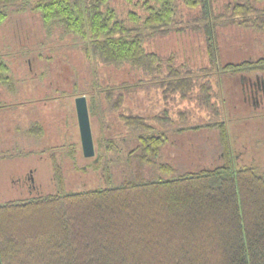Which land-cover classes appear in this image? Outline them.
Returning a JSON list of instances; mask_svg holds the SVG:
<instances>
[{
  "label": "trees",
  "instance_id": "trees-1",
  "mask_svg": "<svg viewBox=\"0 0 264 264\" xmlns=\"http://www.w3.org/2000/svg\"><path fill=\"white\" fill-rule=\"evenodd\" d=\"M21 15L49 36L83 40L95 76L97 65H129L147 79H109L96 90L119 112L118 132L115 117L116 133L103 120L100 146L108 167L126 163L123 181L71 186L53 154L51 192L0 201V264H264V167L234 163L215 89L223 91L224 72L264 71V0H0V27ZM161 36L189 37L191 55L178 62L175 49L163 54ZM0 79L13 82L1 54ZM144 85L158 87L166 104L179 94L211 112L224 162L176 173L163 153L185 128L167 124L175 121L168 105L151 115L120 112L126 92ZM72 91L86 94L77 82Z\"/></svg>",
  "mask_w": 264,
  "mask_h": 264
},
{
  "label": "rangeland",
  "instance_id": "rangeland-1",
  "mask_svg": "<svg viewBox=\"0 0 264 264\" xmlns=\"http://www.w3.org/2000/svg\"><path fill=\"white\" fill-rule=\"evenodd\" d=\"M21 16L0 27V44L6 46L0 54L4 55L3 53L8 52L10 56L8 64L12 65L10 76L13 82H8V84L14 87L18 86L21 90L20 93H17L18 97L13 98L19 102L30 97H39L42 95V91H46L47 86H49L48 90L53 91L54 103L57 102L59 106L58 110L55 109V119L60 114L63 118V120L60 119V122L54 123L53 131L57 132L58 127L63 132L69 131V129L70 131L69 133L65 132V134L54 136L52 138L53 148L51 149H53L54 156H58L63 168L66 170V175L71 186H82L83 184L89 187L110 185L111 183L113 185L120 184L124 178L123 173L127 170L126 163H119L118 160H115L112 166L102 169L101 172L105 173L104 177H102L99 169L100 165L93 164V162L97 161V158L85 157L83 154L75 112L77 95L72 90H74L75 82H77L79 90L86 91L85 96L91 98L92 96L89 93L95 94L100 84L106 85L109 79L113 85L123 82L133 84L142 79H147L146 76L141 71L132 69L129 65L122 68L114 66L99 67L97 65L96 69L99 74V77H97L92 73L93 70L91 71L93 67L92 62H95L87 59L83 40L78 39L70 33L62 35L58 31H54L49 36L40 28L38 21L31 15ZM20 34L23 44L12 43L16 40L19 41L17 37H20ZM25 39H27V42H25ZM188 39L190 38L161 36L156 45L160 46L163 54H168L172 49H175L179 53L178 62H180L184 59V53L191 55L189 50V43L191 41ZM242 39L248 40L245 36ZM6 43H8L7 45L10 46V49L7 48ZM259 45L260 47L264 46V40ZM195 47L197 48L196 42ZM11 52H16L19 58L23 59H19L20 61L16 63L14 54ZM6 59H8V56H6ZM25 59H28V62L31 60L33 72L35 73L34 76H30L31 65ZM43 72L48 73L49 79L45 74L44 77ZM19 73H21V76L25 74L29 76L22 77L23 79L21 78L22 80H20L17 78L19 77ZM107 75L110 77H107ZM50 80L53 82H50ZM221 82L223 91H220L221 85L215 83V89L219 93L217 99L223 101L225 105L226 112L224 119L227 120L226 123L229 127L235 154L238 155V165L248 163L264 167V108L262 106L254 107L251 102L250 104L244 101L239 77H233L229 72H224L221 76ZM38 86L43 88L38 89ZM63 86L64 88L70 87L69 96L64 97L62 92L57 90ZM137 90L142 91L137 92ZM133 95L138 96L137 98L140 100L139 106H133L134 100L131 99ZM178 95L175 100H171L168 104H163L160 89L152 85H144L140 89L128 90L126 92L125 106H123L120 112L127 114L141 111L145 115H151L157 109L168 105L175 121L169 123L170 119H167V124L172 128H174V125L171 123H174L177 129L185 128L184 131L174 130L172 132V141L164 148V157L175 166L176 173L195 171L204 167L222 164L224 158L221 156L223 148L220 144L219 132L217 128L212 126V122L216 120L215 116L211 112L201 108L195 100L182 99ZM115 96H117V92H115ZM94 100H96L95 104H97V108L95 114L92 109L90 110V117L97 156L103 150H101V146L103 145L101 140H103L102 138L105 135L103 120L108 124L113 120H110L112 109L106 105L105 93L95 94ZM62 103H65L66 109L63 108ZM40 104L41 102H38L36 105ZM10 112H14V109ZM181 112H187L186 116L181 114ZM99 114L102 116L101 119L99 118ZM112 114L116 118L114 124L115 131L118 132L121 120L119 116H116L119 112ZM74 118H76V126L73 125ZM151 122L155 123L154 121ZM199 125L204 126L199 128L197 127ZM109 127L112 131L113 129L110 124ZM132 136L136 135L133 133ZM132 136L130 137L133 138ZM34 140H27L26 143H33ZM40 143L38 141L37 144L36 142L34 144L39 146ZM55 148H57L56 151L58 152L54 150ZM34 151V149L32 151L23 149L21 152L18 151L17 154L6 152L0 156L1 202L26 199L15 197L14 189L18 188L20 183L14 184V180L21 179L31 170H34L39 193L44 194L53 190V161H51V158H44V155L41 158L40 152L34 153Z\"/></svg>",
  "mask_w": 264,
  "mask_h": 264
},
{
  "label": "flooded vegetation",
  "instance_id": "flooded-vegetation-1",
  "mask_svg": "<svg viewBox=\"0 0 264 264\" xmlns=\"http://www.w3.org/2000/svg\"><path fill=\"white\" fill-rule=\"evenodd\" d=\"M26 32V31H25ZM20 33V31H19ZM17 37L19 41H14L12 43L14 44H23L22 38ZM30 38V37H29ZM9 40V39H7ZM10 41V40H9ZM25 42H27V39H25ZM8 43H6L7 45ZM10 46L7 45V48ZM6 48V46H3V44H0V52H2ZM32 51V50H31ZM14 54V60L16 63H18L23 58H19L18 54L15 52H11ZM32 55L33 53L30 52ZM2 55L5 59L6 56H8V61L10 62V56L8 52L3 53ZM28 62V59H25ZM31 70L30 76H34L35 73L33 72V66L31 64V60L28 62ZM10 68L12 65H10ZM12 70V68H11ZM11 73V71H10ZM15 74V72H14ZM43 75L45 74L48 78V73L43 72ZM44 75V77H45ZM233 77H239L243 93V99L247 103H252L254 107L262 106L264 108V71L260 70H254L250 68L248 72H239L238 74H231ZM17 77L18 79L22 80V77H28L29 75L25 74L21 76V73H19ZM22 78V79H21ZM49 79V78H48ZM50 82H53L50 80ZM48 87L46 88V91H42V95L39 97H30L21 101H17L18 94L21 90L18 86H13L11 84H8L4 80L0 79V156L2 154H5L6 152L11 154H17V152H21V150L28 149L29 151L35 150V152H40L41 158L42 155H44V158H51L53 155V146H52V138L59 134H65V132L69 133L68 130L65 132L61 131V128L58 127L57 132L53 131L54 123L60 122V119L63 120L62 115L60 114L55 119V109L58 110L59 106L57 102L54 103V96L53 91L48 90ZM38 89H42L43 87H37ZM70 87L64 88H58V91H61L62 94L65 96H69ZM57 91V92H58ZM95 94H101V92L95 91ZM95 94H92L91 92L89 95L92 97L87 98L89 113L92 107L95 106L94 97ZM86 95V94H84ZM14 97V98H13ZM60 97V96H58ZM55 97V98H58ZM38 102H41L40 105H36ZM250 103V104H251ZM63 104V108L66 109L65 103ZM75 107V102H74ZM14 109V112H10ZM10 112V113H9ZM59 112V111H58ZM76 112V111H75ZM60 113V112H59ZM77 118V114H76ZM76 118H74L73 125L76 126ZM113 114L111 112L110 120H113ZM91 119V117H90ZM78 122V121H77ZM112 122V121H111ZM59 125V124H58ZM35 139L34 142L26 143L27 140ZM40 141V145L37 146V142ZM36 142V144H34ZM30 147V148H29ZM234 146H231L232 150V156L234 163H238L237 157L238 155L235 154ZM51 151V152H49ZM49 152V153H48ZM32 154V153H31ZM46 154V155H45ZM96 163L100 165V174L102 177H104L105 173L101 172L103 168L107 167L106 160H101V154L98 153ZM94 158V159H95ZM104 173V174H103ZM20 183L18 188H15V197H21V198H29L37 195L39 193L38 184L36 183L35 176H34V170L29 171L25 174L21 179L14 180V184ZM11 197V196H9ZM1 198V196H0Z\"/></svg>",
  "mask_w": 264,
  "mask_h": 264
},
{
  "label": "water",
  "instance_id": "water-1",
  "mask_svg": "<svg viewBox=\"0 0 264 264\" xmlns=\"http://www.w3.org/2000/svg\"><path fill=\"white\" fill-rule=\"evenodd\" d=\"M76 114L83 154L85 157H95L96 148L87 98L85 95H79L76 98Z\"/></svg>",
  "mask_w": 264,
  "mask_h": 264
},
{
  "label": "crops",
  "instance_id": "crops-1",
  "mask_svg": "<svg viewBox=\"0 0 264 264\" xmlns=\"http://www.w3.org/2000/svg\"><path fill=\"white\" fill-rule=\"evenodd\" d=\"M142 88V87H141ZM136 89H140V88H133V89H131L130 91H133V90H136ZM141 92L142 90H137V92ZM161 92V91H160ZM132 93V92H131ZM161 96H162V94H161ZM138 96H131V99L132 100H134L133 101V106L134 107H136L137 105L139 106V101L140 100H138L139 98H137ZM162 100H163V102H164V99H163V97H162ZM160 103H162V102H160ZM142 104H143V102H142ZM163 104H165V102L163 103ZM131 109H132V107H131ZM164 109V107H162V108H159V109H157V111L156 112H158V111H161V110H163ZM136 113H141V111H138V112H136ZM141 114H144V113H141Z\"/></svg>",
  "mask_w": 264,
  "mask_h": 264
}]
</instances>
